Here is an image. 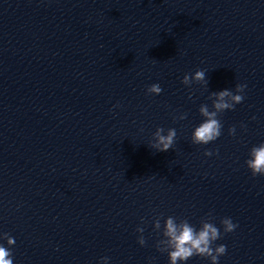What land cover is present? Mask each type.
<instances>
[{"label": "clouds", "instance_id": "obj_1", "mask_svg": "<svg viewBox=\"0 0 264 264\" xmlns=\"http://www.w3.org/2000/svg\"><path fill=\"white\" fill-rule=\"evenodd\" d=\"M193 81L201 83L206 81V75L203 70H197L194 75H184L182 83L190 86ZM246 84H237L235 92L230 89H224L219 92L211 93L209 99L212 101L211 110L207 104H202L199 108L200 115L204 118L203 121L194 128L191 134V141L193 144L201 145L208 144L220 137L222 130V123L218 118L219 114L225 110L234 109L235 105L240 104L245 99L243 93ZM162 88L159 84H152L147 88L149 94H160ZM186 114L181 115L179 119H185ZM254 119V117H253ZM235 127L229 129V134L235 135ZM165 133V129L158 127L153 133L150 148L158 152H166L172 149L175 143L176 130L169 128ZM205 156H211V151H205ZM249 158L245 161L246 167L250 170L253 177L260 175L264 176V143L254 145L248 154ZM211 214L205 219H201L200 227L197 229L189 223L187 219L177 220L176 217L169 216L165 219L162 239L156 243L157 250L168 255L169 264H185L190 258L199 256L208 258L210 264H218L219 257L226 254V245L220 244L213 247L215 241L221 238L222 233L220 229L212 222ZM223 226L224 233L233 232L238 225L233 223L230 217H225L220 221ZM156 230L161 229V223L156 220L154 223ZM142 227L137 228V232L143 233ZM0 239L6 240L7 246L0 243V264H14L13 253L11 247L15 245V239L8 233L0 235ZM138 243L143 246L146 241L141 235L138 238ZM103 264H107L108 257H102Z\"/></svg>", "mask_w": 264, "mask_h": 264}]
</instances>
